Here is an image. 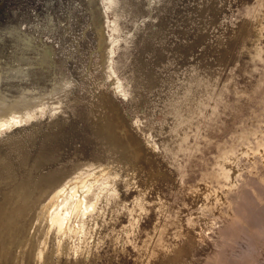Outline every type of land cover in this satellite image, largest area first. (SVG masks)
Listing matches in <instances>:
<instances>
[{
	"label": "rangeland",
	"instance_id": "1",
	"mask_svg": "<svg viewBox=\"0 0 264 264\" xmlns=\"http://www.w3.org/2000/svg\"><path fill=\"white\" fill-rule=\"evenodd\" d=\"M2 121L0 207L81 177L37 264H264V0H0Z\"/></svg>",
	"mask_w": 264,
	"mask_h": 264
},
{
	"label": "bare ground",
	"instance_id": "2",
	"mask_svg": "<svg viewBox=\"0 0 264 264\" xmlns=\"http://www.w3.org/2000/svg\"><path fill=\"white\" fill-rule=\"evenodd\" d=\"M113 2H114V0H111V3H113ZM29 106H30V104H22V107L23 108L25 107L22 111L26 112V108ZM12 118L10 120H13ZM14 120L17 121V119H14ZM4 124H5V121H2L0 123V125H4ZM86 170H85V174L88 173L87 175H89V173H91V171L88 170V172H87ZM95 174H97V173L95 172ZM75 175L76 176L72 177V179L69 180L68 182L59 185L54 190L52 189L53 191L52 192L50 191L51 193L42 192L39 194V192H38L37 197L36 198L34 197L35 199H33L31 201L26 200L25 198H22V197H16V198L8 197L6 199L5 204L1 205V207H0V243L2 246L4 245V247H2V246L1 247L5 248V242H7V241H11V242L13 241L14 242V240L20 236H21V238H23L24 244L21 247L22 251L17 253L16 255H15V253L11 254L13 259L16 258L15 264H37L43 259V254L45 255L44 250H46V249H44L40 244H38L37 240L35 239L38 236L33 238L36 241H33V239H32L34 244L30 246L29 243H30L31 239L29 236H26L28 233L26 234L25 228H24L25 234L23 233V227L24 226L27 227L28 225L31 224V223L30 224L26 223L28 225L27 226L25 225V221H27L28 219L34 222L35 227H32L33 229L32 228L31 229L34 230V228H35V230L39 232L38 234H39V237H41V238H44V237H42V235L40 236L41 233L42 234L44 233L45 236L47 235V233H48L47 230H49L47 228V226H52V227L57 226V228H60V229L63 228L65 230H71L74 227L75 222L77 221V218L82 213V206H83V204L85 205V203H84L85 201H83L85 199L84 196H83L84 199H82V200H79V199L78 200L75 199L74 201L70 200L71 198L74 199L75 194L72 191L77 186H79V185H77V183L81 178L80 173L78 175L77 174H75ZM82 175L83 174H81V176ZM84 177H85V175L83 176V178ZM93 177H94L93 180H95L94 175H93ZM83 180L85 181V179H83ZM86 182H87V180H86ZM102 182H104V181H102ZM75 185H77V186L75 187ZM42 191H44V190H42ZM61 197H64L62 204H61V205H63V207H61L62 209H58V207H57V209H55L54 211H51L52 208L56 205L57 200L60 199ZM92 197H93L92 199L94 200V202L91 205L93 206V205H96L97 196H95V198H94V196H92ZM98 198H99V196H98ZM86 199L89 200V198H87V197H86ZM86 203H87V201H86ZM33 222H32V225H33ZM28 229H29V226H28ZM33 234L38 235L37 233H34V232H33ZM39 240H40V238H39ZM41 240H43V239H41ZM2 248H1V250L4 251V249H2ZM19 249H20V247H19ZM185 249H186V246H185ZM185 249H183V250H185ZM6 250H8V249H6ZM6 250H5V252H6ZM10 252L7 251L6 253L8 254ZM182 254H184V253H180L179 255H181V257H182ZM177 255L178 254H176V256ZM9 256H10V254H9ZM11 256L9 257L10 259L12 258ZM177 258L179 259L180 256L179 257L177 256ZM176 260H175L174 264H176V262L178 261V260L177 261ZM42 261H44V260H42ZM14 262H15V260H14Z\"/></svg>",
	"mask_w": 264,
	"mask_h": 264
}]
</instances>
